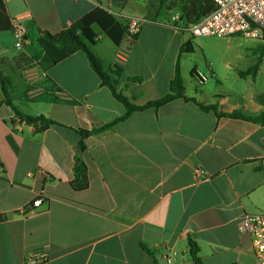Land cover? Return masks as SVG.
<instances>
[{
    "label": "crops",
    "instance_id": "crops-1",
    "mask_svg": "<svg viewBox=\"0 0 264 264\" xmlns=\"http://www.w3.org/2000/svg\"><path fill=\"white\" fill-rule=\"evenodd\" d=\"M3 2L9 18L24 23L26 40L17 49L11 31L0 32V69L19 73L14 88L23 91L27 82L38 81L34 97L50 90L58 100L74 104L24 99L37 109L27 114L12 99L27 115L61 123L38 132L14 116L0 91V264H31L35 253L47 257L37 264H168V256L171 264H194L190 241L197 244L203 264H260L251 238L238 231L237 223L244 213H264V125L217 117L183 99L134 112L85 139L88 186L77 191L70 184L77 130L109 123L125 108L100 85L82 51L48 69L24 65L36 55L41 31L60 33L98 7L142 18L121 62L117 89L143 105L169 91L184 44L179 30L184 9L168 20L159 9L165 5L168 13L173 11L170 0L152 13L145 10V0ZM113 3L115 11L107 8ZM95 33L98 49L102 36ZM108 42L113 45L108 58L100 49L94 52L105 68L116 63L123 48L122 41L119 46ZM207 65L205 80L189 94L179 62L186 97L217 104L225 113L264 112V52L247 70L229 68L225 74ZM131 77L140 81L130 82ZM45 82L53 88L46 89ZM37 168L45 176H27ZM39 194L42 204L21 213Z\"/></svg>",
    "mask_w": 264,
    "mask_h": 264
},
{
    "label": "trees",
    "instance_id": "trees-1",
    "mask_svg": "<svg viewBox=\"0 0 264 264\" xmlns=\"http://www.w3.org/2000/svg\"><path fill=\"white\" fill-rule=\"evenodd\" d=\"M126 1L127 0H115V2L118 3ZM160 2L163 3L164 0H160ZM213 7L214 5L211 0H189L188 5L183 10V16L185 18L184 25L187 26L190 22L197 21L201 16L210 12ZM10 21L11 19L6 12L4 2L3 0H0V32L11 30ZM92 25L98 26V28L108 36L109 40L115 46H119L124 37L125 22L121 23L116 21L110 13L98 7L90 13L84 15L82 18L71 24L60 33L50 34L47 31H41L40 36L36 41L38 47L37 53L32 58L42 69H48L52 65L77 51L84 52L86 54L90 67L93 69L100 80V85L107 87L112 93L113 97L117 101H119L125 108L122 116L117 117L109 123L94 127L91 130H77L78 134L80 135V139L75 147L76 151L74 154L73 179L70 182L74 190H84L88 186L86 165L82 159V152L85 150V139L92 134L110 129L115 124L128 119L134 112L143 111L148 108L157 109L160 106H163L175 99H183L186 102H193L203 111H212L217 117L241 119L264 125V112L251 115H243L236 112L225 113L218 109L217 104L203 105L197 102L194 98L186 97L183 79L179 68V58L176 61L174 76L169 82V91L167 94L157 99L148 101L143 105H136L132 103L123 94L122 90L117 89L118 79L122 73V65L120 63H114L111 67L105 68L101 58L97 54H95L86 43V41L94 43L97 38V34L90 29ZM179 30L183 31L182 29ZM136 37L137 34L134 35V40L136 39ZM128 80L130 82L140 81V79L137 77H131ZM12 84V78L0 69V91L4 98V103L12 109L14 116L20 122H24L28 125L34 126V128L38 132L44 131L53 124L61 125V123L50 118H46L43 115L31 116L18 110L12 104V98L10 96ZM50 88L52 89L53 86L51 85ZM261 98L264 99V96H262ZM34 100L74 104V101H62L60 99L58 100L52 95L50 90L37 95L36 97H34ZM189 244L190 257L194 264H203L199 256V248L197 244L193 241H190ZM142 249L152 257V252L149 251L147 247L142 245Z\"/></svg>",
    "mask_w": 264,
    "mask_h": 264
},
{
    "label": "rangeland",
    "instance_id": "rangeland-1",
    "mask_svg": "<svg viewBox=\"0 0 264 264\" xmlns=\"http://www.w3.org/2000/svg\"><path fill=\"white\" fill-rule=\"evenodd\" d=\"M187 1L170 0L169 5L173 7L172 8L173 11H169L168 13L167 7L163 5L159 9L161 18L167 17L168 20H170L171 15H173L176 12V10L184 9L188 5L189 2ZM145 4H146L145 10L152 13L154 12V10L155 11L157 10V7L160 5V0H145ZM116 6L118 7V5H115L113 3L110 8L109 6H107V8L115 11ZM134 8L142 9L137 5L136 7L134 6ZM107 12L110 13L109 11ZM126 12H127L126 10L121 11L122 14H126ZM110 14L114 17V14L112 13ZM170 23L174 25L173 21H170ZM179 26L182 27L183 31L181 32L184 39V45L182 47L179 62L182 67L186 92L189 94H191L196 87L197 88L200 87L198 83L199 78L197 74L200 73L206 75L207 74L206 69L208 66L207 64H211L212 67H214L216 70L224 72L225 74L230 72L229 68L236 70L237 69L247 70L250 66L253 67V65L255 66V64H257L259 60V55L264 52L263 37L261 39H249L241 35H235L225 38L216 37V36L193 37L187 31L188 25L187 26L179 25ZM93 32H99L100 35L102 36L101 40L99 42L97 41L98 49L97 48L95 49V45H94L95 42L91 43L86 41V43L93 52H96V50L100 49L102 52L100 53L104 56V58H108L110 52L113 49L112 47L113 45L111 46V44H109L110 42H108L110 41L108 36L104 32H102L98 27H96L93 30ZM121 62L122 60L120 58H118L116 61V63H120V64ZM24 65L26 68L31 69L34 68L37 65V63L35 60L30 58L28 60L27 59L25 60ZM15 71L13 70L11 71L12 73L9 72L6 73L12 78L13 81V84L11 86L10 96L12 97L13 102L17 108L23 110L27 114H35L37 112V109L33 107L32 103H29L24 99H28V100L33 99L35 96L34 94L37 93V91L34 90V88L41 86L40 84L41 82L38 81L27 82V86L25 90L21 91L20 90L21 88L20 89L14 88V86L15 87L19 86L18 82L20 81L19 80L20 75L19 73H15ZM38 73L40 74V69L39 71L37 70V75ZM34 75H36L35 72L33 76ZM212 81H214V79ZM45 88L51 89L50 85L47 83L45 84ZM29 90H34V91L27 94ZM206 91L208 92L209 89H207ZM23 93L26 94L25 95L26 98L23 96ZM27 95L28 96L32 95V97L28 98Z\"/></svg>",
    "mask_w": 264,
    "mask_h": 264
},
{
    "label": "built area",
    "instance_id": "built-area-1",
    "mask_svg": "<svg viewBox=\"0 0 264 264\" xmlns=\"http://www.w3.org/2000/svg\"><path fill=\"white\" fill-rule=\"evenodd\" d=\"M213 9L201 16L197 21L187 26L188 33L193 37H231L241 35L249 39H261L264 35V0H211ZM112 13L111 11H109ZM125 19V33L122 39L123 48L119 58L124 59L127 48L134 41V35L138 33L144 19L139 17H124L117 13H112ZM11 33L14 37V46L21 49L26 40V27L18 19H11ZM199 81H204L205 77L198 73ZM201 176V170H197ZM43 169H35L27 173L28 177L35 175L45 176ZM41 194L37 195L30 205L23 207L21 213L38 207L43 202ZM238 231L247 234L251 238L255 257L260 264H264V213H244L237 223ZM47 257L35 253L29 260L31 264L42 263ZM166 262L171 264V257H166Z\"/></svg>",
    "mask_w": 264,
    "mask_h": 264
}]
</instances>
